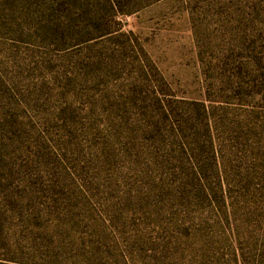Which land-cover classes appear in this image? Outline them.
Here are the masks:
<instances>
[{
  "label": "rangeland",
  "instance_id": "374dc122",
  "mask_svg": "<svg viewBox=\"0 0 264 264\" xmlns=\"http://www.w3.org/2000/svg\"><path fill=\"white\" fill-rule=\"evenodd\" d=\"M0 264H264V0H0Z\"/></svg>",
  "mask_w": 264,
  "mask_h": 264
}]
</instances>
